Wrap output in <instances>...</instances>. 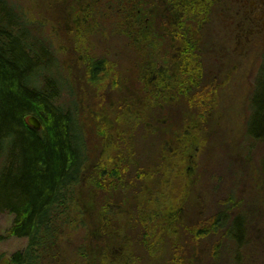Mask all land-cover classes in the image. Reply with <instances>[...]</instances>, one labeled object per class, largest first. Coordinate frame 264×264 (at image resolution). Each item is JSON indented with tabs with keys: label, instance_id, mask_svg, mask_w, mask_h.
<instances>
[{
	"label": "trees",
	"instance_id": "16d2710c",
	"mask_svg": "<svg viewBox=\"0 0 264 264\" xmlns=\"http://www.w3.org/2000/svg\"><path fill=\"white\" fill-rule=\"evenodd\" d=\"M44 1L49 12L53 13L52 17H58V30L65 35V41H69L71 57L74 58L76 64L84 68L88 88H91L90 96L86 99L87 115L83 119L80 111L78 114V117L84 121V129L88 131V140L85 141L83 137V127L80 125L83 123L76 117V112L69 109L64 110L57 104L61 97L62 88L60 85L62 84L51 74L52 68L58 64L55 52L44 41L31 36L30 21L22 9L10 0H0V213L11 212L14 215V222L10 234L28 240L27 247L14 254L10 259V264H39L46 250L51 245L56 247L64 227L60 220L67 216L66 212L72 210L75 202L82 205V208L78 206L79 210L76 211L82 215V218L78 217L76 220L85 226L89 224L94 227L96 232L97 241L95 243L93 241L87 257L85 255L84 257L92 263H102L113 257L115 250L111 239H122L119 241V245L123 242L124 246H119V250L120 247L133 249L134 244H129L128 238L130 237L126 232L118 231L119 234H114V238L109 235L105 236L106 234L103 235L101 232L106 226L104 220L106 213L105 215L103 211L99 213L94 202L86 204L85 198H82V192L80 193L77 188L81 187L84 182L91 191L107 187L104 185L107 174L110 173L112 177L121 181L122 176L130 170L129 165H132L137 173L136 177L139 183L146 189L151 170H157L158 166L162 167L164 164L169 165L168 155L170 154L181 157L183 166L184 164L188 166L187 173L194 172L189 167L192 164V155L188 158L186 150L197 152L196 148L200 149L201 142L205 138L208 120L215 111L217 98L212 94L214 90L209 89L208 91L191 86L189 94L184 96L185 103L177 102L179 105L172 107L169 103L171 101L167 94L168 90L157 91L158 94L155 96L151 91H147L144 77L134 75L137 78L135 83L139 89L128 94L127 101L120 102L115 113L121 112L126 115L131 112L133 106L132 117L135 114L140 115L136 104L137 108L142 105L132 104L128 100H135L141 96V99L147 102L145 105L153 106L152 113L154 114L152 116L157 115L161 118L160 120L149 119L146 123L155 124L157 127H159L158 125L168 126L166 133L167 135L173 133L175 141L172 147L174 151L172 152L165 144L160 160L156 159L152 166L145 162L143 164L141 160L136 159V154L138 155V149L135 146L136 137L129 135L127 140L129 143L133 142L134 151L127 159L122 155V158L117 161L125 163L126 168L118 169L115 166V170L110 172L111 167L109 168L107 165L108 159L100 158L101 155H106L108 149L114 144L111 141L112 136L109 138L107 133L102 134L107 131L106 127L111 130L112 124L106 123L101 116L104 111L108 110V105H106L105 96L102 97L100 92L104 91L105 82H110L112 89L118 86V83H115L117 81L111 80L115 69L114 63L104 57H93L86 51V48H83L81 42L79 43L74 38V32L70 30L72 23L69 22V19L77 18L82 13L79 10L80 6L76 7L74 3L64 6L63 3L60 8L56 5L55 0ZM127 28L129 29L127 36L130 33H135L133 26ZM125 41L130 45V48H135V42L132 39L128 38ZM142 43L148 44V48L151 44L148 40H143ZM196 45L198 44L196 43ZM98 91L99 93H97ZM178 92L180 93V90ZM110 108L112 107L110 106ZM170 108L175 110L176 115L179 114L180 120L177 119L182 122L177 127H173L165 121L166 116L171 112ZM250 108L251 116L247 125V135L254 142H262L264 141V55L262 67L256 77V89L251 98ZM145 111L147 110L143 106L142 114H150ZM32 116L41 122L40 130H36L28 124V119ZM127 121L124 120V124ZM144 123L141 118L136 120L132 118V126L137 129L146 124ZM143 129L146 130L147 127L143 126ZM189 132L196 138L189 139L183 148L184 143L179 144L178 140L187 141ZM114 138L117 141L116 149H114L118 151L122 146L119 138L124 140L125 134L121 131V134L115 135ZM89 139L96 140L95 147L92 141L89 142ZM167 139L169 137H166ZM88 146L94 149V161L93 159L92 161L95 164L92 167ZM99 149L101 153L95 157L94 153ZM99 162H103V165ZM227 203L229 205L233 202L229 200ZM115 206L120 208L117 204ZM236 207L238 208L233 203L232 210H235ZM102 209L105 210V206ZM176 210L182 211L179 207ZM143 213L139 214L138 212L135 218L141 226L156 227L155 222L160 217L157 215L154 217V214L144 216ZM248 217V213L230 217L226 213H222L199 221L192 230L186 231L188 234L184 238L187 239L182 241L177 248H173L175 251H172V258L182 259L188 264L196 261L198 254L195 251L197 247L194 245H198L197 242L210 236L218 235L219 230L226 227H228L226 235L235 242L237 250H240L243 245L248 244L244 240L246 230L244 220ZM177 218L174 220L169 218L173 222L166 221L164 229L174 230ZM71 220L72 218L67 217L64 223ZM146 229L147 232H150L149 228ZM190 248L193 250L191 256ZM146 249L149 252L155 250L151 246ZM239 261L240 258L235 260L237 264Z\"/></svg>",
	"mask_w": 264,
	"mask_h": 264
},
{
	"label": "rangeland",
	"instance_id": "374dc122",
	"mask_svg": "<svg viewBox=\"0 0 264 264\" xmlns=\"http://www.w3.org/2000/svg\"><path fill=\"white\" fill-rule=\"evenodd\" d=\"M10 1L28 16L31 36L44 41L55 52L58 64L52 68L51 74L62 84L61 97L57 104L64 110L75 111L76 117L80 111L84 119L87 115L86 99L90 96L91 88H88L84 68L76 64L71 57L69 41H65V35L58 30V17H52L53 13L49 12L43 0ZM82 1L85 8L92 4L89 0ZM85 8L81 7L79 10L85 13V10H82ZM102 13L104 12H100V17L104 16ZM109 25L104 35L97 29L94 33L102 35L91 33L92 35H88V41L83 40L81 44L86 51L87 48L90 50L89 53L93 57H104L114 63L116 70L111 80L117 81L115 83L121 81L120 87L123 88L122 97L121 91L107 88L111 94L108 97L112 98L115 106L118 104L117 100L127 101L128 94L137 90L138 86L134 77V53L131 52L132 49L127 45V41L111 35L113 26ZM101 36L108 37V40ZM263 55L264 50L259 54L254 52L247 56L238 55L237 66L231 79L218 90L215 111L208 120L205 138L201 142L199 151L186 150L188 158L192 155L193 160L189 167L194 172L187 173L188 166L186 164L183 166L181 157L170 154L169 165L164 164L162 167L158 166L157 170H151L146 189L139 183L132 165H129L130 170L122 176L121 181L112 177L110 173L107 174L104 185L108 188H96L91 191L85 182L77 188L80 193L82 192L86 204L94 202L99 213L103 211L105 215L108 212V222L104 219L106 226L101 232L103 235L114 238V234H119L118 231L126 232L130 237L129 244H134L133 249L120 247L122 249L120 251L119 246H124L123 242L119 245L122 239H111L115 250L112 259L96 264H188L182 259L172 258V251H175L173 248H177L187 239L184 238L188 234L186 231L192 230L199 221L222 213H226L229 217L248 213L249 217L244 220L246 230L245 239L243 238L248 244L237 250L235 242L226 235L228 227L221 228L218 235L210 236L197 242L198 245H194L197 247L195 251L198 255L196 261L190 264H235L237 258H240L239 264H264V141L254 142L247 135V125L251 116V98L256 89V77L262 67ZM128 101L142 105L137 108L136 104V109L145 123L151 119L142 114V108L145 106L150 114H154L153 106L145 105L146 101L140 100V97ZM112 102L111 107H113ZM110 110L113 111L111 108ZM130 111L125 115V121H128L122 129L126 140L119 138L122 144L120 150H115L117 141L113 133L111 141L114 144L106 155L100 156L103 160L111 161L108 163L109 168L111 167L110 172L115 170L117 158L121 159L123 155L127 159L133 153V142L130 144L127 140L129 135L136 137L135 146L138 149L136 159L141 160L143 164L145 162L154 165L156 159L160 160L165 149L166 137L169 135L166 133L168 126L157 127L152 123H144L145 125L137 129L132 126L133 106ZM83 119L80 117L79 121L83 123ZM104 119L106 120L105 117ZM179 120H172L169 124L177 127L182 123ZM83 124L80 125L83 127V137L86 141L88 131L84 129L85 124ZM143 126L147 129H143ZM108 137L110 138V133ZM90 141L95 147L96 140L89 139ZM100 153L99 149L94 154L98 157ZM121 165L122 163L119 164ZM124 167L126 168L125 163L122 165V168ZM142 190L144 191L141 193ZM229 200H232L238 208L232 210L233 203L227 205ZM116 204L120 208L116 207ZM78 206L82 208L80 203L75 202L72 210L67 211V216L60 220L64 227L58 243L56 247L51 245L46 250L39 264H95L86 257L90 245L93 241L94 243L97 241L96 232L89 224L85 226L77 221L78 217L82 218V215L76 212L79 210ZM103 206L105 210L102 209ZM178 207L183 213L172 216L171 212L177 211ZM138 212L139 214L145 212L144 216L154 214V217L155 215L161 217L155 222L156 227H146L150 229V232H147V229L135 219ZM180 215L183 220L177 218ZM67 217L72 220L64 223ZM169 218L178 220L174 224V230L164 229L166 221L173 222ZM13 222L14 215L11 212L0 213V264H10L12 256L23 251L28 245L26 238H18L10 234ZM145 234L148 236L146 237ZM148 246L155 250L149 252L146 249ZM192 253L193 250L190 248V256Z\"/></svg>",
	"mask_w": 264,
	"mask_h": 264
},
{
	"label": "flooded vegetation",
	"instance_id": "af4514ba",
	"mask_svg": "<svg viewBox=\"0 0 264 264\" xmlns=\"http://www.w3.org/2000/svg\"><path fill=\"white\" fill-rule=\"evenodd\" d=\"M89 2L92 4L85 8L82 0H55L60 8L63 3L64 6L74 3L76 7L85 8L82 9L85 13L69 19L74 38L79 43L83 40L88 41V35H92L91 33L97 29L104 35L110 24L113 26L112 36L123 41L132 39L135 42V48H131L135 56L134 75L143 76L147 83V91H151L155 96L158 94L157 91L168 90L167 94L171 101L169 103L172 107L179 105V102L185 103L184 96L189 94L191 86L208 91L214 90L212 94L217 98L218 90L231 79L236 69L238 55L247 56L254 52L259 54L264 50V0H89ZM101 11L104 12L103 17H100ZM128 26H133L135 32L128 34L129 36ZM106 39L108 40V37ZM143 40L151 42L149 48L148 44L142 43ZM87 52H90L88 48ZM109 83H104V91L100 93L102 97L105 96L108 105V110L104 111L102 118L106 123L112 124V129L106 127L107 131L102 134L110 133V136H113L114 133V136H119L125 125V115L121 112L116 114L115 109L125 100H117L118 104L114 106L112 98L108 97L111 94L107 88L112 89ZM120 86L121 81L113 89L121 91L122 97L123 88ZM170 111L165 121L168 123L172 120L177 121L179 114L176 115L173 108ZM144 116L159 120L157 115ZM140 118L139 114L133 116L135 120ZM170 136H173V133L167 136L169 139L166 140V145L173 152L172 144L175 140L174 136L171 138ZM187 137V141L178 140L179 144L184 143L183 148L189 139L196 138L190 132ZM89 148L92 167L95 164L93 147ZM196 151H199V147ZM99 163L103 165V162ZM120 163L122 162H116L118 165H115L119 169L123 165L119 166ZM107 213L104 219L108 222ZM181 213L183 211H175L171 212V215L178 216ZM179 218L183 219L182 215Z\"/></svg>",
	"mask_w": 264,
	"mask_h": 264
},
{
	"label": "water",
	"instance_id": "95a60500",
	"mask_svg": "<svg viewBox=\"0 0 264 264\" xmlns=\"http://www.w3.org/2000/svg\"><path fill=\"white\" fill-rule=\"evenodd\" d=\"M28 124H29L32 128H34V129H36V130H40L41 127H42L41 122H40L36 117H34V116H32V117H30V118L28 119Z\"/></svg>",
	"mask_w": 264,
	"mask_h": 264
}]
</instances>
